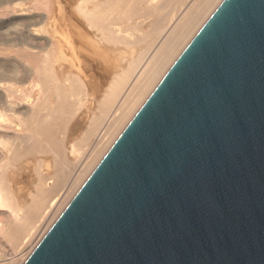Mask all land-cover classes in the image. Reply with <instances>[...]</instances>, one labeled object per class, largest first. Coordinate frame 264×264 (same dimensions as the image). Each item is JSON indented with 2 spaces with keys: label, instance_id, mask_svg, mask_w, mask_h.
I'll return each instance as SVG.
<instances>
[{
  "label": "water",
  "instance_id": "1",
  "mask_svg": "<svg viewBox=\"0 0 264 264\" xmlns=\"http://www.w3.org/2000/svg\"><path fill=\"white\" fill-rule=\"evenodd\" d=\"M21 264H264V0H221Z\"/></svg>",
  "mask_w": 264,
  "mask_h": 264
},
{
  "label": "bare ground",
  "instance_id": "2",
  "mask_svg": "<svg viewBox=\"0 0 264 264\" xmlns=\"http://www.w3.org/2000/svg\"><path fill=\"white\" fill-rule=\"evenodd\" d=\"M220 1L0 0V264L23 262Z\"/></svg>",
  "mask_w": 264,
  "mask_h": 264
},
{
  "label": "rangeland",
  "instance_id": "3",
  "mask_svg": "<svg viewBox=\"0 0 264 264\" xmlns=\"http://www.w3.org/2000/svg\"><path fill=\"white\" fill-rule=\"evenodd\" d=\"M102 125H103V124H102ZM102 125H101V126H102ZM87 145H88V144H87ZM87 145H86V146H87ZM86 146H85V147H86ZM69 154H70V156L72 155V153H69ZM78 155H81V152H79Z\"/></svg>",
  "mask_w": 264,
  "mask_h": 264
}]
</instances>
